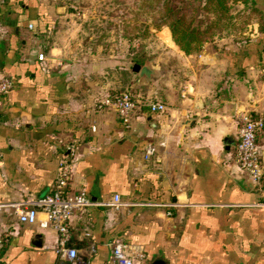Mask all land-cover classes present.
Listing matches in <instances>:
<instances>
[{
	"label": "crops",
	"instance_id": "crops-1",
	"mask_svg": "<svg viewBox=\"0 0 264 264\" xmlns=\"http://www.w3.org/2000/svg\"><path fill=\"white\" fill-rule=\"evenodd\" d=\"M76 6L0 0V75L13 79L0 95V261L82 264L57 254L55 229L23 222L16 210L52 191L61 152L78 139L69 186L100 202L72 214L71 242L84 264H116L117 240L134 246L135 264H264V175L257 182L234 160L242 115L264 113L258 22L242 39L190 54L163 25L153 34L169 53L148 51L142 65L151 69H131L130 85L120 44L128 39L119 33L118 43L91 46L93 16ZM125 89L166 108L141 105L128 125L113 107L95 108ZM257 134L264 160V128Z\"/></svg>",
	"mask_w": 264,
	"mask_h": 264
},
{
	"label": "built area",
	"instance_id": "built-area-1",
	"mask_svg": "<svg viewBox=\"0 0 264 264\" xmlns=\"http://www.w3.org/2000/svg\"><path fill=\"white\" fill-rule=\"evenodd\" d=\"M29 25L31 26L32 24L30 23ZM38 56L43 58V53H39ZM12 86L13 79L11 76L9 74H1L0 95L5 96L13 88ZM141 105L147 106L154 112H162L166 108L164 102L151 97L141 98L134 96V93L129 89L101 96L95 102V108L113 107L116 109L125 125L129 124L133 112ZM91 128L95 129V125L92 124ZM263 128L264 113L261 115L244 113L237 130L238 139L234 155V160L239 169L246 171L257 182L264 175V160L257 142V133ZM78 147V139H73L63 148L58 159V169L57 174H55L52 191L32 200L26 199L17 203L16 210L18 217L23 222L33 224L39 221L43 227L55 229L58 234L57 254L70 260H78L84 264V259L79 254V249L75 246H70L67 242L70 236L72 214L77 209L83 210L100 202L89 197L86 191L82 189L74 191L69 186L70 176L74 167L73 161ZM152 150L149 147L145 156L148 157ZM1 160L2 151L0 146V162ZM110 204L116 205L118 203L113 200ZM38 213H42L43 218L38 217ZM112 247L116 264H135L136 257H139L134 246L127 241H114L112 242ZM0 264L10 263L0 261Z\"/></svg>",
	"mask_w": 264,
	"mask_h": 264
},
{
	"label": "trees",
	"instance_id": "trees-1",
	"mask_svg": "<svg viewBox=\"0 0 264 264\" xmlns=\"http://www.w3.org/2000/svg\"><path fill=\"white\" fill-rule=\"evenodd\" d=\"M137 1L138 10L131 20L127 19L121 33L130 41L127 55L131 58V66L123 71L125 82L134 65H142L150 57L143 43L145 38L153 34L150 26L160 29L166 25L172 32L175 43L187 54L199 52L205 43L218 36L245 32L252 21L258 22L259 29L264 31V0ZM141 15H145V18L139 20ZM130 23L137 30L134 33L126 29ZM247 44L251 45L250 42ZM129 90L133 92L132 89ZM67 242L74 246L70 236Z\"/></svg>",
	"mask_w": 264,
	"mask_h": 264
},
{
	"label": "rangeland",
	"instance_id": "rangeland-1",
	"mask_svg": "<svg viewBox=\"0 0 264 264\" xmlns=\"http://www.w3.org/2000/svg\"><path fill=\"white\" fill-rule=\"evenodd\" d=\"M66 2L74 3L77 5L72 7L75 12L80 10V12H87L90 16H93L92 22L86 27L87 33L92 35L90 38V45L95 47L98 44L103 46L112 43H118L117 34L122 33L127 19H132L135 16L137 9V0H65ZM86 6V7H85ZM145 15L139 16V20L144 19ZM256 21H252L245 32L240 34H224L216 37L214 40L222 37L234 36V39H242L249 32V27ZM126 29L134 33L133 25L130 23L126 26ZM151 32L155 33V28L150 26ZM114 37V38H113ZM213 40V41H214ZM213 41H208L207 43H212ZM128 43L130 41H125L120 44H124L128 48ZM143 43L146 45V50L149 52H163L164 54L169 53L168 47H166L162 41L155 35L151 34L143 40ZM206 44V43H205ZM204 44V45H205Z\"/></svg>",
	"mask_w": 264,
	"mask_h": 264
},
{
	"label": "water",
	"instance_id": "water-1",
	"mask_svg": "<svg viewBox=\"0 0 264 264\" xmlns=\"http://www.w3.org/2000/svg\"><path fill=\"white\" fill-rule=\"evenodd\" d=\"M150 69H151V66L150 65H141V64H138V63L135 64L134 67H133V70L134 71H138L141 74L149 72ZM201 102H202V99L201 98H198L197 99V103H198L199 106L201 105ZM153 264H161V262H160L159 259H155L153 261Z\"/></svg>",
	"mask_w": 264,
	"mask_h": 264
}]
</instances>
